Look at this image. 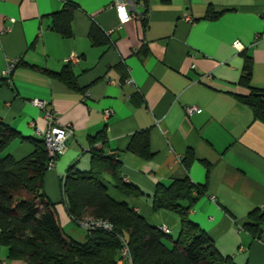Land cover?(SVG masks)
Listing matches in <instances>:
<instances>
[{
    "label": "crops",
    "instance_id": "0c3cea01",
    "mask_svg": "<svg viewBox=\"0 0 264 264\" xmlns=\"http://www.w3.org/2000/svg\"><path fill=\"white\" fill-rule=\"evenodd\" d=\"M72 1L73 35L66 37L51 27L64 0H0V72L8 60L21 59L10 82L0 78V122L41 139L38 129L49 128L47 111H55L59 124L74 131L44 177L64 229L80 242L88 239L67 210L62 180L72 166L91 168L90 138L106 127L124 179L145 194L121 193L105 173L112 197L151 225L167 226L176 239L179 217L155 210L152 199L159 184L186 174L183 158L193 150L197 159L188 174L206 193L191 219L235 264H264V234L253 237L242 227L254 210L264 212V123L238 98L249 93L240 84L244 52L253 57L252 85L264 89V0H134L135 17L123 24L116 0ZM208 12L218 17L207 18ZM93 25L106 44L94 43ZM74 53L77 61L70 60ZM69 65L76 87L58 76ZM34 99L47 101L46 107ZM187 106L199 109L189 114ZM141 130L150 131L148 160L128 149ZM27 138H14L3 155H30L36 145ZM3 263L30 264L9 259L0 245Z\"/></svg>",
    "mask_w": 264,
    "mask_h": 264
},
{
    "label": "trees",
    "instance_id": "16d2710c",
    "mask_svg": "<svg viewBox=\"0 0 264 264\" xmlns=\"http://www.w3.org/2000/svg\"><path fill=\"white\" fill-rule=\"evenodd\" d=\"M64 4L54 14L51 27L70 37L76 5L72 0ZM217 17L216 12L207 14L210 19ZM90 36L96 44L108 42L99 26L93 25ZM244 57L240 84L249 93L239 94L238 98L252 109L255 119L264 123V89L252 85L253 57L248 52H244ZM58 76L76 87L70 65ZM149 134V130L137 132L128 148L147 160L153 157ZM16 137L27 138L0 122V245L8 248L9 259H23L30 264H119L122 237L129 243L133 264H235L219 252L207 231L191 219V210L206 193L205 185L194 183L188 174L197 159L193 150L183 158L186 174L170 184H159L152 199L155 210L179 217L180 233L174 239L171 230L165 232L151 225L135 207L112 197L105 173L113 177V184L121 193L137 197L145 194L140 186L124 179L120 152L110 148L107 128L91 136V168L83 171L72 166L62 180L63 195L69 214L80 227L79 219L98 218L111 222L113 229L82 227L89 236L80 242L64 229L57 204L44 191L50 159L45 140L27 138L36 149L16 160L10 154L3 155ZM242 227L253 237L262 234L264 212L254 210Z\"/></svg>",
    "mask_w": 264,
    "mask_h": 264
},
{
    "label": "built area",
    "instance_id": "2783aa9c",
    "mask_svg": "<svg viewBox=\"0 0 264 264\" xmlns=\"http://www.w3.org/2000/svg\"><path fill=\"white\" fill-rule=\"evenodd\" d=\"M67 0H64L66 2ZM134 0H116L115 7L117 10V14L120 20V23H127L131 21L135 14L132 12V8L135 6ZM191 20V18H188ZM5 30H9V27H4ZM234 46L237 48H242V43L237 40L234 42ZM70 60L77 61L78 55L72 54ZM21 62L20 58L10 59L7 62L6 67L0 72V78L5 79L7 82L11 81V75L16 68V66ZM208 79H211L212 76L207 74L205 75ZM131 82V81H129ZM33 104L45 108L47 105V101L41 99L32 100ZM187 112L189 114L195 113L199 108L197 106H187ZM47 117L49 121V128L46 131L38 129V133H40L45 140V145L49 154V163L48 167L52 168L56 165L57 158L63 154L67 149V141L74 134L73 129L70 126H62L59 124L58 115L55 111H47ZM65 179V178H64ZM63 179V180H64ZM78 223L85 228L86 230H93L96 228H104L108 230L113 229V224L106 219H98V218H83L79 219ZM162 229L165 232H170V229L167 226H163ZM262 234H264V227L262 228ZM122 249L120 253V259L118 261L119 264H133V258L131 254V249L127 239L122 238ZM5 264V263H3Z\"/></svg>",
    "mask_w": 264,
    "mask_h": 264
},
{
    "label": "water",
    "instance_id": "95a60500",
    "mask_svg": "<svg viewBox=\"0 0 264 264\" xmlns=\"http://www.w3.org/2000/svg\"><path fill=\"white\" fill-rule=\"evenodd\" d=\"M262 234H259V237H261Z\"/></svg>",
    "mask_w": 264,
    "mask_h": 264
},
{
    "label": "rangeland",
    "instance_id": "374dc122",
    "mask_svg": "<svg viewBox=\"0 0 264 264\" xmlns=\"http://www.w3.org/2000/svg\"><path fill=\"white\" fill-rule=\"evenodd\" d=\"M80 227V226H79Z\"/></svg>",
    "mask_w": 264,
    "mask_h": 264
}]
</instances>
